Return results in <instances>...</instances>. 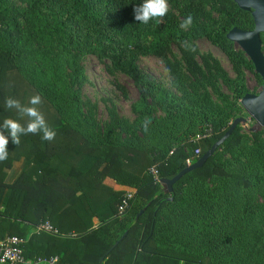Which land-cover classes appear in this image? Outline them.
<instances>
[{"label":"trees","instance_id":"16d2710c","mask_svg":"<svg viewBox=\"0 0 264 264\" xmlns=\"http://www.w3.org/2000/svg\"><path fill=\"white\" fill-rule=\"evenodd\" d=\"M142 2L0 0V131L6 118L28 122L6 107L7 98L23 107L39 95L38 110L56 132L52 141L40 134L21 136L18 146L9 141L8 159L0 162V200L9 191L0 238L27 239L26 259L58 255L69 264H99L102 257V264H264V127L244 132L237 125L170 194L149 172L155 166L160 179H170L196 148L202 156L224 135L243 115L239 101L250 92L246 72L263 84L250 59L227 38L233 28L254 29L251 11L234 0H167L162 23L141 24L133 8ZM189 15L192 24L182 29ZM259 38L264 53V32ZM200 39L227 57L234 78L198 50ZM85 55L109 74L133 81L138 99L132 120L110 107L107 121H97L95 104L82 97ZM143 56L163 60L176 93L138 68ZM209 130V138L191 142ZM20 159L22 174L7 184L5 170ZM105 177L135 189L130 207L118 214L124 193L108 190L111 215L104 208L87 212L88 219H100L98 227H64L71 209L66 204L88 200ZM46 221L65 236L37 232Z\"/></svg>","mask_w":264,"mask_h":264},{"label":"rangeland","instance_id":"374dc122","mask_svg":"<svg viewBox=\"0 0 264 264\" xmlns=\"http://www.w3.org/2000/svg\"><path fill=\"white\" fill-rule=\"evenodd\" d=\"M20 5L19 2H17ZM196 47L201 53H209L216 58L226 73L234 78L231 65L227 57L214 45L205 39L196 41ZM237 47H239L237 45ZM240 48V47H239ZM172 53L177 57L179 55L177 49L173 47ZM84 69L86 82L82 86V97L96 106V119L100 123L106 122L108 119L107 109L112 107L120 117L132 120L134 118L131 106L138 99V91L133 81L126 75L116 72L111 75L106 70L105 65L98 61L94 56L85 55L81 60ZM138 68L148 74L152 79L162 83L167 89L176 93L172 86L171 76L167 72L164 62L161 58L155 56L139 57L137 61ZM246 84L250 95H258L262 90L255 77L246 72ZM220 89L223 93L229 94L225 86L221 83ZM215 102H218L213 96ZM243 107V100L239 101ZM247 119L245 124H240L244 132L259 130L264 127L263 123H257L244 109L243 115L240 116ZM58 232V231H57ZM59 234V232H58Z\"/></svg>","mask_w":264,"mask_h":264},{"label":"water","instance_id":"95a60500","mask_svg":"<svg viewBox=\"0 0 264 264\" xmlns=\"http://www.w3.org/2000/svg\"><path fill=\"white\" fill-rule=\"evenodd\" d=\"M236 4L243 10L251 11L254 20V29L252 31H243L233 28L227 35V38L240 47L254 65L255 72L263 81L262 90L258 95L246 94L243 100V108L257 123L264 124V53L262 51L259 33L264 32V0H234ZM247 119L237 117L230 124L224 135L212 144V146L204 152L191 165L185 166L174 177L160 180L163 192L170 194L173 190V185L186 173L195 169L201 168L205 162L214 154V152L224 143L230 136L237 125L245 124ZM143 210L139 214H142ZM139 216V215H138ZM137 216V218H138ZM104 257L99 259V264H102Z\"/></svg>","mask_w":264,"mask_h":264},{"label":"clouds","instance_id":"9594fccd","mask_svg":"<svg viewBox=\"0 0 264 264\" xmlns=\"http://www.w3.org/2000/svg\"><path fill=\"white\" fill-rule=\"evenodd\" d=\"M168 12L167 0H143L141 4L133 8L134 19L141 24H148L150 21H155L157 24L163 22V18ZM192 24V16L189 15L187 19L180 25L182 29H187ZM30 106H21L20 101L12 98L5 100V105L9 109H18L22 117H27L28 122L22 125L15 119L6 118L3 121L4 131H0V162L8 159L9 151L8 144L18 146L20 144L21 136L28 134H40L45 141H52L56 132L48 125L44 115L38 110L42 103L39 95H34L29 99ZM7 132V135L5 134Z\"/></svg>","mask_w":264,"mask_h":264},{"label":"crops","instance_id":"0c3cea01","mask_svg":"<svg viewBox=\"0 0 264 264\" xmlns=\"http://www.w3.org/2000/svg\"><path fill=\"white\" fill-rule=\"evenodd\" d=\"M59 164L62 167H64L65 165L62 163H59ZM22 171H23V159H20L19 161L14 162L11 168H8L5 170V173H6L5 182L7 184L14 183L19 178V176L22 174ZM108 190H110V192H112L113 194L115 193L117 196L127 191H132V190L135 191V189L130 186L118 183L110 177H105L101 179L100 182H98L97 189L93 193L90 194L89 199H91V201L89 199L87 200L84 198V199L79 200V202L76 203V205L74 206H71L70 204H66V206L68 208H71L72 210L71 209L67 210L68 216L63 219L62 225L64 227L74 228V229L78 225L83 227V226H87L88 224H91L92 228L94 229L98 227V225L100 224V219L98 218H93L92 220L88 219L87 212H92L93 209H95V212H98V211L101 212L102 208H104L105 209L104 213L111 215L112 208L109 206V201L111 200V198H110V193H108ZM80 194L81 192L77 193V196H79ZM8 195H9V191L6 190L2 196V199L0 200V211L4 210ZM117 196L113 195L114 198H117ZM104 205H108V207L105 208L103 207ZM73 210H76L79 220L75 219ZM67 233H69V231L66 232V234ZM58 235H61V237L65 236L63 232L62 234L59 233ZM70 235L75 236L76 235L75 230H71Z\"/></svg>","mask_w":264,"mask_h":264},{"label":"built area","instance_id":"2783aa9c","mask_svg":"<svg viewBox=\"0 0 264 264\" xmlns=\"http://www.w3.org/2000/svg\"><path fill=\"white\" fill-rule=\"evenodd\" d=\"M211 136V131H205L203 134H196L191 138L192 143H198ZM172 154V152H170ZM200 148H196L193 152V159L186 160V166L191 165L200 156ZM150 174L155 182L160 183V177L158 170L155 166L149 169ZM135 195V191H127L124 193L121 204L118 207V214H122L131 205V201ZM36 231H43L50 234L57 235V230L48 222L40 223L36 227ZM26 240L22 237L7 235L4 238H0V264H69L62 263L61 257L58 255L36 257L33 259H26L24 255V245Z\"/></svg>","mask_w":264,"mask_h":264}]
</instances>
